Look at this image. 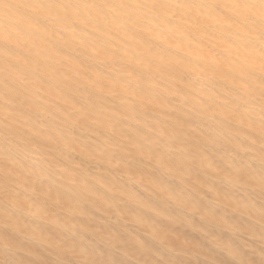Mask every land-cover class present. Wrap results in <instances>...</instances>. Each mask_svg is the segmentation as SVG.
I'll return each instance as SVG.
<instances>
[{
  "label": "bare ground",
  "instance_id": "6f19581e",
  "mask_svg": "<svg viewBox=\"0 0 264 264\" xmlns=\"http://www.w3.org/2000/svg\"><path fill=\"white\" fill-rule=\"evenodd\" d=\"M0 264H264V0H0Z\"/></svg>",
  "mask_w": 264,
  "mask_h": 264
}]
</instances>
